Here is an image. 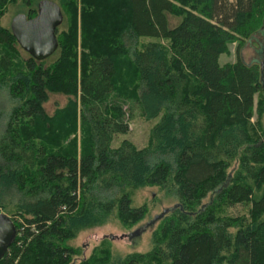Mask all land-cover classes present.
<instances>
[{
  "label": "trees",
  "instance_id": "1",
  "mask_svg": "<svg viewBox=\"0 0 264 264\" xmlns=\"http://www.w3.org/2000/svg\"><path fill=\"white\" fill-rule=\"evenodd\" d=\"M16 2L0 0V210L16 229L0 264H264V71L241 57L264 0H56V55L41 61L1 24ZM231 42L236 60L220 63ZM50 94L67 98L52 114ZM134 105L158 118L147 145L112 147ZM141 187L179 204L151 248L115 257L104 238L74 262L81 227L146 216L131 205Z\"/></svg>",
  "mask_w": 264,
  "mask_h": 264
},
{
  "label": "rangeland",
  "instance_id": "2",
  "mask_svg": "<svg viewBox=\"0 0 264 264\" xmlns=\"http://www.w3.org/2000/svg\"><path fill=\"white\" fill-rule=\"evenodd\" d=\"M39 0H37L38 2ZM56 1V0H53ZM25 7L17 0L14 4H9L5 8L4 14L1 17V24L10 27L12 18L23 13ZM174 22V21H173ZM152 40L146 38L145 40ZM259 43V44H258ZM236 42H231L228 45V51L219 57L220 63L234 62L236 60ZM56 52L52 54L55 56ZM51 57V56H50ZM241 57L246 63H258L264 71V31L255 35V37L245 43L241 49ZM66 96L62 94H50L48 101L44 104L45 111L52 114L56 107L63 106L66 102ZM10 104L8 99L0 95V134L4 126L6 113ZM129 118V131L127 134H117L111 143L112 147H116L123 139H127L134 143L136 147L143 148L147 145L149 134L152 126L158 121V118H146L140 115L139 108L134 105L132 110L127 111ZM6 200L15 201L17 194L12 188H7L5 191ZM132 206L147 205V213L144 218L136 224L129 226L124 225L117 216H108L103 222L91 226L81 227L76 236L69 240L70 243L79 247V254L74 257L76 262L81 256H87L92 248L99 244L104 238L111 248L115 257L124 256L132 252H145L151 248L153 240V231L158 220L148 226L145 230L138 234L129 236L138 225L148 220L154 214L161 212L164 208L173 206L177 201L170 195H165L157 187H141L131 193ZM206 199V198H205ZM204 199V200H205ZM12 204V202H11ZM228 214L245 213L246 208L235 206L227 208L225 211ZM0 213H5L1 208Z\"/></svg>",
  "mask_w": 264,
  "mask_h": 264
},
{
  "label": "water",
  "instance_id": "3",
  "mask_svg": "<svg viewBox=\"0 0 264 264\" xmlns=\"http://www.w3.org/2000/svg\"><path fill=\"white\" fill-rule=\"evenodd\" d=\"M63 22L60 6L53 0H39L37 13L27 18L25 13L16 14L10 22V30L22 50L38 61L49 58L57 49L56 29ZM179 204L164 208L138 225L129 236L140 233L162 216L173 211ZM15 225L5 213H0V258L4 255L15 235Z\"/></svg>",
  "mask_w": 264,
  "mask_h": 264
},
{
  "label": "flooded vegetation",
  "instance_id": "4",
  "mask_svg": "<svg viewBox=\"0 0 264 264\" xmlns=\"http://www.w3.org/2000/svg\"><path fill=\"white\" fill-rule=\"evenodd\" d=\"M259 44V43H258Z\"/></svg>",
  "mask_w": 264,
  "mask_h": 264
}]
</instances>
